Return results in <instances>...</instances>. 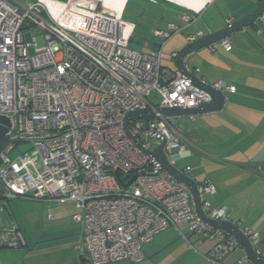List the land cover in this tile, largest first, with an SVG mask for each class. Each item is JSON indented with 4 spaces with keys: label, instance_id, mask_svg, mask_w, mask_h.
I'll use <instances>...</instances> for the list:
<instances>
[{
    "label": "built area",
    "instance_id": "1",
    "mask_svg": "<svg viewBox=\"0 0 264 264\" xmlns=\"http://www.w3.org/2000/svg\"><path fill=\"white\" fill-rule=\"evenodd\" d=\"M127 1L115 12V0H0V117L10 123L0 154V202L72 203L73 221L81 225L75 245L80 264L81 259L138 263L156 235L181 227L212 242L208 260L220 264L239 244L203 223L188 189L147 154L164 140L163 152L175 167L176 158L193 144L174 118L156 110L197 108L210 103L211 96L180 72L162 68L163 44L148 51L131 49L135 25L123 19ZM210 1L180 15L185 27L170 24L153 35L167 41L183 32ZM256 22L264 23V14ZM232 23L229 17L226 25ZM203 36L196 32L186 41ZM38 37L44 46H37ZM218 44L231 50L227 39ZM170 57L175 60L177 53ZM211 86L235 91L221 82ZM152 95L159 98L156 104ZM135 110L155 115L147 124L129 121L126 130V116ZM22 144H30V151L19 149ZM115 173L123 184L135 179L122 188ZM197 189L205 217L238 228L264 260L259 235L231 221L226 208L203 199L215 193L213 185L200 182ZM25 246L18 227L0 229V250ZM239 263L252 264L245 254Z\"/></svg>",
    "mask_w": 264,
    "mask_h": 264
},
{
    "label": "crops",
    "instance_id": "2",
    "mask_svg": "<svg viewBox=\"0 0 264 264\" xmlns=\"http://www.w3.org/2000/svg\"><path fill=\"white\" fill-rule=\"evenodd\" d=\"M208 1L186 0L185 9L164 0L163 4L168 6L166 11L172 13L176 20V23L170 21L167 27L180 23L183 13L199 11ZM251 1L211 0L198 14L197 20L186 29V36L196 32L213 33L224 28L229 17L233 22L243 18L257 6ZM114 8L119 9L117 5ZM227 40L231 45L230 51L217 43L211 46V50H199L185 59V66L190 72L199 70L194 75L200 80L208 84L221 82L234 87L235 91L225 92L226 101L220 111L191 116L193 118L186 121L183 128L174 118L175 124L193 144L185 149L184 156L176 158L186 160L184 167L177 168L175 165V168L196 184L211 183L215 193L206 196L207 201L213 207L226 208L231 221H241V227L257 233L264 251V23L256 22ZM162 68L176 71L175 67ZM231 190L237 191L234 194L237 200L247 195L246 209H240L237 201H229L226 193ZM212 198H215L214 204L210 201ZM78 234L77 226L68 240L69 244L65 245L66 249L71 248V255L65 264H76L72 253ZM212 246V242L198 239L185 227L169 229L156 235L143 247L142 261L116 264H215L208 260ZM8 251L0 250V264H15L10 259V262L7 261L8 256L13 254ZM243 254L240 248L220 264H240ZM77 260L80 264L78 255ZM81 264H87L86 260Z\"/></svg>",
    "mask_w": 264,
    "mask_h": 264
},
{
    "label": "rangeland",
    "instance_id": "3",
    "mask_svg": "<svg viewBox=\"0 0 264 264\" xmlns=\"http://www.w3.org/2000/svg\"><path fill=\"white\" fill-rule=\"evenodd\" d=\"M19 2L32 0H15ZM66 1V0H60ZM110 1V0H103ZM113 1V0H112ZM164 0H128L123 13L126 22L133 23L135 29L130 47L137 51H148L154 44H163L160 64L162 67L174 68V60L170 55L179 52L186 45V28L183 32L174 34L167 41L155 37L154 30L166 32L167 24L172 21L176 23L174 15L168 11V6L163 4ZM175 5L186 9V0H170ZM115 5L121 8L124 0H115ZM258 6L255 1H251ZM165 3V2H164ZM256 6V7H257ZM180 27H185L182 22L177 23ZM37 46H44L43 38L36 39ZM167 42V43H166ZM166 44V45H165ZM165 45V46H164ZM150 99L156 104L159 99L157 95H152ZM178 126L183 128L190 117L177 118ZM30 144H22L19 149L24 152L30 151ZM18 154V151L11 154V158ZM170 160V156L168 157ZM186 160H176L177 168L184 167ZM237 191L226 193L230 202L237 201L240 209H246L245 197L237 200L234 195ZM208 200V197L203 198ZM248 200V199H247ZM215 203V198L210 199ZM74 206L72 203L59 205L52 201H30V200H3L0 202V229H10L18 227L25 238L26 245L22 249L10 250L13 253L8 256L7 261L12 260L15 264H65L71 255V248L66 249L68 240L74 233V228L79 227V234L74 243L75 262L78 264L75 245L81 233V225L73 221ZM64 248V249H63ZM69 248V247H68ZM18 252V253H17ZM16 253V254H15ZM74 260V259H73ZM10 262V261H9ZM120 263V262H119ZM89 264V263H87ZM116 264V263H115Z\"/></svg>",
    "mask_w": 264,
    "mask_h": 264
},
{
    "label": "water",
    "instance_id": "4",
    "mask_svg": "<svg viewBox=\"0 0 264 264\" xmlns=\"http://www.w3.org/2000/svg\"><path fill=\"white\" fill-rule=\"evenodd\" d=\"M183 8V7H182ZM264 14V0L249 14L244 16L243 18L233 22L230 25H226L224 28L216 31V32H209L205 34L200 39L192 43L186 44L178 53L175 59V68L176 71L180 72L181 74L185 75L193 85L199 87L200 89L204 90L211 96L210 103L198 106L197 108L193 109H180V108H173V109H157L156 112L161 114L164 117L170 118H179V117H187V116H195L198 114H205V113H212L220 111L225 104L226 101V94L221 89H214L211 84H208L198 77L194 76L185 66V59L189 55L199 50L209 48L222 40L228 39L231 35L235 33L242 32L247 28L254 25L257 18ZM154 113L151 111L146 110H135L129 114H127L125 119V128L127 130L128 122L135 121V120H143L147 124L148 121L154 117ZM0 123L3 125L0 127V154L8 144V140L5 137V134L8 132L10 123L8 119L4 117H0ZM164 140L158 146V148L153 152H147L159 165L160 169L170 175L174 180L178 181L179 183L183 184L189 191L192 200L195 212L200 220L218 230H221L228 235L232 236L237 243L239 244L240 248L243 250L244 254L248 257L249 261L252 264H264V260L255 256L253 252V248L250 245L247 238L242 234V232L231 225L228 222H217L210 220L205 217L204 212L201 209L200 203V196L198 194L197 184L186 176L184 173L179 171L177 168L171 166L168 163L167 156L163 152L164 147ZM144 173H141L143 175ZM115 177L118 180L119 184L122 188H127L135 179L133 176L131 180L127 184H123L119 173H115Z\"/></svg>",
    "mask_w": 264,
    "mask_h": 264
},
{
    "label": "bare ground",
    "instance_id": "5",
    "mask_svg": "<svg viewBox=\"0 0 264 264\" xmlns=\"http://www.w3.org/2000/svg\"><path fill=\"white\" fill-rule=\"evenodd\" d=\"M113 10H114L115 12H119V9H118V8H114V7H113Z\"/></svg>",
    "mask_w": 264,
    "mask_h": 264
},
{
    "label": "trees",
    "instance_id": "6",
    "mask_svg": "<svg viewBox=\"0 0 264 264\" xmlns=\"http://www.w3.org/2000/svg\"><path fill=\"white\" fill-rule=\"evenodd\" d=\"M128 2V1H127ZM126 7V6H125ZM125 10V8H124ZM124 10H123V13H124ZM186 13V12H185ZM132 39L130 40V43H131ZM81 261H85V259H81Z\"/></svg>",
    "mask_w": 264,
    "mask_h": 264
}]
</instances>
